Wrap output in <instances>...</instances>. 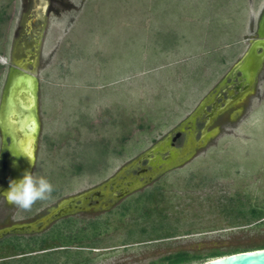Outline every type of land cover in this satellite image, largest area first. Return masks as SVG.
I'll use <instances>...</instances> for the list:
<instances>
[{
	"label": "rangeland",
	"instance_id": "obj_1",
	"mask_svg": "<svg viewBox=\"0 0 264 264\" xmlns=\"http://www.w3.org/2000/svg\"><path fill=\"white\" fill-rule=\"evenodd\" d=\"M67 4L68 12L49 18L37 70L41 129L32 173L54 186L52 204L109 180L174 132L257 38L264 9V0ZM215 128L192 158L112 210L72 218L73 229L89 234L95 224L84 243L96 248L59 253L50 264H193L264 246V68L254 93L207 133Z\"/></svg>",
	"mask_w": 264,
	"mask_h": 264
},
{
	"label": "flooded vegetation",
	"instance_id": "obj_2",
	"mask_svg": "<svg viewBox=\"0 0 264 264\" xmlns=\"http://www.w3.org/2000/svg\"><path fill=\"white\" fill-rule=\"evenodd\" d=\"M67 3L68 0H0V74L4 77L0 92V264L27 263L31 257L37 261L35 264H42L40 261L42 256L48 258L43 264H50L59 253L71 255L72 252L86 248L95 249L96 247L84 243L85 239L96 235L97 230L93 227L95 224H92V234H89L84 228L73 229L72 226L76 222L72 218L81 214L96 215L112 210L134 188L151 181L159 174L150 175L157 160L156 155L151 153L134 165L136 174L130 175L131 169L122 168L102 184L74 196L62 198L55 204L44 200V205H40L43 204L40 201V206H36L38 203L33 206V210H29V214L23 219L19 218L22 208L9 203L3 195L9 189L10 180H19L23 177L17 166L16 155L9 150L11 139L6 137L1 124V107L6 88L17 72L34 74L38 78L37 70L44 65L43 45L46 44L48 37L49 18L51 16L60 18L62 14L68 12ZM240 76V72L231 69L203 98V100L209 98V102L195 123L196 142L207 133L209 125L218 120L230 107L243 103L253 94L237 97L243 90L242 87L238 89L241 84ZM185 129L186 131H181V136L170 148L175 147L183 151L187 147L190 128L186 126ZM177 131L175 129L170 133L175 135ZM170 148L160 152L163 159H169ZM198 149L199 147H195L196 151ZM142 161L145 162L141 164ZM156 162L157 167L164 166L158 164V160ZM49 214L51 216L47 217ZM59 222L63 228L56 226ZM89 240L87 243H90Z\"/></svg>",
	"mask_w": 264,
	"mask_h": 264
},
{
	"label": "water",
	"instance_id": "obj_3",
	"mask_svg": "<svg viewBox=\"0 0 264 264\" xmlns=\"http://www.w3.org/2000/svg\"><path fill=\"white\" fill-rule=\"evenodd\" d=\"M264 68V9L260 16L257 28V38L253 40L242 56L235 64L233 70L240 72L241 84L239 88H243L237 97H245L246 94L254 93L259 76ZM18 98V104L14 99ZM28 102L30 103L28 106ZM39 102V80L34 74L26 72H17L11 78L6 88L4 101L1 107V124L6 134L10 137L11 144L9 150L15 153L17 157V166L24 175L25 171L31 172L36 163L37 143L40 135L41 123L38 114ZM209 102V98L204 99L194 112H192L186 120H184L176 129L175 135L170 133L162 141L156 143L138 157L133 159L124 170L136 165L145 155L154 153L155 160L163 167H157V160L154 162V169L150 172L151 176L162 174L163 172L183 164L196 153L195 147H205L209 139L218 133L219 129L215 128L211 132L204 134L200 140L196 142L194 138V127L197 118L205 109ZM28 123V124H27ZM27 124V125H25ZM30 124V126H29ZM186 126L190 128L188 138L189 142L183 151H179L174 146V142L181 136V131H186ZM26 127V128H25ZM192 142V143H191ZM170 148V157L168 160L163 159L160 152ZM33 160L29 161V158ZM179 157H181L179 159ZM158 174V175H159ZM139 183V182H138ZM54 212V211H53ZM52 212V213H53ZM51 213V214H52ZM49 214L47 217H50ZM45 219V218H44ZM222 259L221 261H218ZM218 261V262H217ZM193 264H264V248L241 251L224 255L221 258H214L210 261H202Z\"/></svg>",
	"mask_w": 264,
	"mask_h": 264
},
{
	"label": "clouds",
	"instance_id": "obj_4",
	"mask_svg": "<svg viewBox=\"0 0 264 264\" xmlns=\"http://www.w3.org/2000/svg\"><path fill=\"white\" fill-rule=\"evenodd\" d=\"M28 158L30 162L33 161L31 157ZM53 191L54 186L47 178L36 177L33 173L25 171L21 179L9 181V189L3 195L9 203L30 210L37 201L49 199Z\"/></svg>",
	"mask_w": 264,
	"mask_h": 264
},
{
	"label": "trees",
	"instance_id": "obj_5",
	"mask_svg": "<svg viewBox=\"0 0 264 264\" xmlns=\"http://www.w3.org/2000/svg\"><path fill=\"white\" fill-rule=\"evenodd\" d=\"M154 196H155V194H152V197H150V198H153ZM251 213L253 214V216H256V215L258 214V212H257V210H255V208L251 210ZM256 217H257V216H256ZM93 227H95V229H96V226H93ZM96 230H97V229H96ZM259 248H264V246L257 247V248H253V249H259ZM253 249L234 250V251L226 252V253L216 252V253H214V254L211 255V257H213V258H211V259H214V258L217 259V258H221V257H223L224 255H228V254H231V253H236V252H241V251H248V250H253ZM211 259H209V260H207V261H210ZM185 261H189V260H184V259H182V260H179V261H178L177 263H175V264H183ZM185 264H191V263L189 262V263H185Z\"/></svg>",
	"mask_w": 264,
	"mask_h": 264
},
{
	"label": "bare ground",
	"instance_id": "obj_6",
	"mask_svg": "<svg viewBox=\"0 0 264 264\" xmlns=\"http://www.w3.org/2000/svg\"><path fill=\"white\" fill-rule=\"evenodd\" d=\"M29 104H30V103L28 102V106H29ZM27 124H28V123H27ZM27 124H25V125H27ZM29 126H30V124H29ZM25 128H26V127H25ZM221 260H222V259H219L218 261H221ZM218 261H217V262H218Z\"/></svg>",
	"mask_w": 264,
	"mask_h": 264
}]
</instances>
